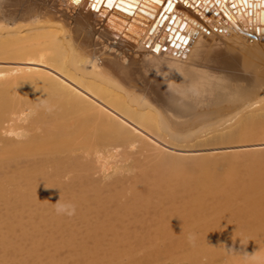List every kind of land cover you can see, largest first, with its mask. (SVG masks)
<instances>
[{"label":"bare ground","instance_id":"bare-ground-1","mask_svg":"<svg viewBox=\"0 0 264 264\" xmlns=\"http://www.w3.org/2000/svg\"><path fill=\"white\" fill-rule=\"evenodd\" d=\"M92 2L0 0V264H264V33Z\"/></svg>","mask_w":264,"mask_h":264},{"label":"snow or ice","instance_id":"snow-or-ice-1","mask_svg":"<svg viewBox=\"0 0 264 264\" xmlns=\"http://www.w3.org/2000/svg\"><path fill=\"white\" fill-rule=\"evenodd\" d=\"M80 2L81 0H72L74 4H80ZM103 2L104 0H93L89 6L99 11V7ZM161 2L162 0H106V6L109 9L118 8L131 14L137 9L141 12H146L149 3L157 4ZM198 2L204 7L205 11L213 6L218 7L219 10L215 14L219 15L220 12H223L233 23H235L236 19L233 16L234 11L239 13L241 19H244L245 16L253 17V19L246 20V23L256 26V31L264 33V0H198ZM185 3H187V0H185ZM142 4L143 6H141ZM172 7L173 0H168L166 11L171 10ZM102 15H107V13H102ZM161 19L163 20L164 17H161ZM173 21L181 28L192 31L187 21H181L176 17H173ZM174 39L185 43L188 38L177 32ZM156 50H159V46H157Z\"/></svg>","mask_w":264,"mask_h":264},{"label":"clouds","instance_id":"clouds-1","mask_svg":"<svg viewBox=\"0 0 264 264\" xmlns=\"http://www.w3.org/2000/svg\"><path fill=\"white\" fill-rule=\"evenodd\" d=\"M55 211L57 214H67V215H73L75 212V207L71 203H60V201L56 202V208Z\"/></svg>","mask_w":264,"mask_h":264}]
</instances>
